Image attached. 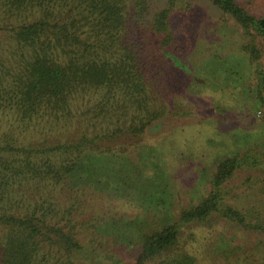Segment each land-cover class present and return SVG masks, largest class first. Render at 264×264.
<instances>
[{
    "label": "trees",
    "instance_id": "16d2710c",
    "mask_svg": "<svg viewBox=\"0 0 264 264\" xmlns=\"http://www.w3.org/2000/svg\"><path fill=\"white\" fill-rule=\"evenodd\" d=\"M176 1L155 11L150 0H0V115L12 119L0 133V264H102L79 239L83 198L90 189L146 190L134 173L143 169L125 152L164 109L174 111L160 103L157 59L176 47ZM209 2L243 30L249 72L264 89V18L236 0ZM251 153L221 161L198 205L146 231L137 264L173 261L183 229L214 218L264 231L258 210L241 212L226 202L228 183ZM156 177L151 194L164 204L168 193L158 194L163 181ZM115 221L102 214L92 224L103 222L102 233L112 235Z\"/></svg>",
    "mask_w": 264,
    "mask_h": 264
},
{
    "label": "rangeland",
    "instance_id": "374dc122",
    "mask_svg": "<svg viewBox=\"0 0 264 264\" xmlns=\"http://www.w3.org/2000/svg\"><path fill=\"white\" fill-rule=\"evenodd\" d=\"M150 1L155 11L165 7L166 0ZM236 1L251 15L264 18V0ZM176 3L170 16L176 47L165 48L157 59L160 103L174 111L164 109V117L125 152L129 162L143 169L134 173L142 176L146 190L90 189L83 198L79 239L90 259L102 264H137L143 234L163 227L172 212L198 205L212 189L220 162L250 151V164L227 185L226 202L241 212L254 208L264 217V89L253 69L249 72L244 32L209 0ZM189 40L193 42L186 50ZM258 46L264 66V43ZM11 121L0 115V133ZM156 175L163 181L158 194L163 196L161 189L168 193L164 204L151 194ZM102 214L118 224L112 235L102 233L103 222L92 224ZM114 236H120V242ZM263 242L264 231L214 218L208 225L183 229L173 261L163 263L160 258L148 264H178L184 256L191 258L189 264H264Z\"/></svg>",
    "mask_w": 264,
    "mask_h": 264
}]
</instances>
